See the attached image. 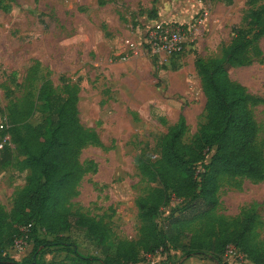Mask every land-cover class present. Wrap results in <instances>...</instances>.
<instances>
[{"label":"rangeland","instance_id":"374dc122","mask_svg":"<svg viewBox=\"0 0 264 264\" xmlns=\"http://www.w3.org/2000/svg\"><path fill=\"white\" fill-rule=\"evenodd\" d=\"M0 1L8 8L0 9V132L2 126L9 127V109L20 97L36 107L25 125L40 124V88L49 82L61 93V79L68 81L78 90L79 124L95 133L98 143L87 144L76 156L75 163L83 175L68 196L66 207L73 214L100 221L114 239L138 244L140 223L135 201L152 187L138 165L159 158L160 140L179 116L184 117L187 127L183 142L193 141L205 122V97L192 52L205 61L222 57L233 39L231 29L246 28L247 0ZM258 5H264V0ZM151 13L155 17L151 18ZM199 17L203 24L178 60L153 56L145 49L143 35L149 25H194ZM258 46L264 54V39ZM228 76L250 95L264 98V63L255 61L247 67L231 68ZM251 113L264 141V106L251 108ZM0 144L12 151L11 163L0 169V205L10 213L28 171L23 170V157L8 135L0 136ZM211 154L204 163L209 162ZM196 168L201 170L199 164ZM216 197V217L231 220L248 208L255 209L261 221L257 232L264 239V181L222 178ZM177 203L174 199L161 210L157 218L161 226L172 212L180 214L175 211ZM192 227L198 229L200 225L194 223ZM64 235L75 240L80 254L99 256L79 232L71 230ZM38 237L53 239L41 231ZM32 247L28 242L22 252L8 250L7 255L21 262ZM225 251L219 256L224 263ZM181 255L179 250L158 252L137 264H161L168 257L178 261ZM71 257L70 250L51 248L43 252L42 261L67 263ZM196 260L209 261L200 257ZM233 261L253 264L238 251Z\"/></svg>","mask_w":264,"mask_h":264},{"label":"trees","instance_id":"16d2710c","mask_svg":"<svg viewBox=\"0 0 264 264\" xmlns=\"http://www.w3.org/2000/svg\"><path fill=\"white\" fill-rule=\"evenodd\" d=\"M259 1H246V28L231 29L233 39L222 57L205 61L192 52L205 97V122L193 141L186 144V122L179 116L160 140L159 158L140 161L138 170L152 187L135 201L140 223L138 244L114 239L100 221L73 214L66 207L68 196L74 193L83 175L75 158L82 147L98 143L97 135L79 124L78 90L63 78L61 93L49 82L43 84L38 94L43 119L33 127L25 123L35 113V104L25 97L15 101L9 109L10 125L2 126L0 136L10 137L16 152L23 157L22 168L28 176L13 200L12 211L7 213L0 205V264H44L43 252L51 248L67 249L72 255L67 263L53 264H137L145 256L168 254L169 250L181 251L180 259L171 261L168 257L161 264H183L193 257L227 264L219 256L228 246L249 262L264 264V239L257 232L261 221L255 209L248 208L231 220L214 215L222 178L264 181V141L251 113V108L264 106V98L250 95L228 76L231 68L247 67L255 61L264 63L258 46L264 39V5L257 6ZM0 9L8 8L0 1ZM211 151L209 162L204 163ZM11 160V149L2 146L0 169ZM174 199L178 200L175 211L180 214L172 212L161 226L157 218ZM194 223L200 228L193 229ZM28 225L33 247L24 260L16 262L7 251ZM71 230L85 237L99 256L80 254L75 240L64 235ZM40 231L53 239H40Z\"/></svg>","mask_w":264,"mask_h":264},{"label":"built area","instance_id":"2783aa9c","mask_svg":"<svg viewBox=\"0 0 264 264\" xmlns=\"http://www.w3.org/2000/svg\"><path fill=\"white\" fill-rule=\"evenodd\" d=\"M206 15H204L205 17ZM203 24V19L199 17L194 25H182L172 22H158L149 25L143 35L145 49L153 56L165 59L178 58L186 47L192 44V37L197 29ZM0 144V149L2 148ZM31 225L21 229L22 236L17 239L12 248L13 252H22L29 242V229ZM237 251L232 246H228L225 251V262L227 264H237L233 261Z\"/></svg>","mask_w":264,"mask_h":264},{"label":"crops","instance_id":"0c3cea01","mask_svg":"<svg viewBox=\"0 0 264 264\" xmlns=\"http://www.w3.org/2000/svg\"><path fill=\"white\" fill-rule=\"evenodd\" d=\"M248 261V260H246ZM210 261H198L196 260V257L190 258L184 262V264H212ZM214 264V263H213Z\"/></svg>","mask_w":264,"mask_h":264}]
</instances>
